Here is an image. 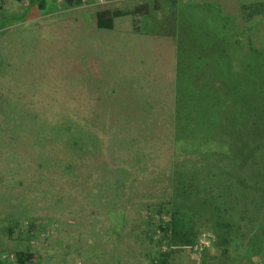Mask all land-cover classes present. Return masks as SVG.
Here are the masks:
<instances>
[{"label": "rangeland", "instance_id": "374dc122", "mask_svg": "<svg viewBox=\"0 0 264 264\" xmlns=\"http://www.w3.org/2000/svg\"><path fill=\"white\" fill-rule=\"evenodd\" d=\"M28 1L0 0V22L7 16L0 33V264H14L11 253L26 248L28 264H150L143 232L155 226L145 218L147 208L174 190L166 173L178 158L173 110L177 102L198 107L197 100H184L193 71L176 65L175 28L189 31L191 47L201 43L208 64L237 83L240 89L229 84L235 101L245 92L244 118L255 113L259 127L264 10L247 22L242 5L264 7V0H85L78 6L45 0L43 8ZM140 2L150 9L143 18L123 15L111 29L95 26L96 10L127 11ZM253 93L254 109L248 108ZM210 96L202 114L222 119ZM67 121L77 131L51 137L50 127ZM89 133L97 144L82 152L71 138ZM196 223L211 231L206 212ZM260 231L232 233L196 255L177 246L170 264H264V256L244 246L251 235L254 244L263 243Z\"/></svg>", "mask_w": 264, "mask_h": 264}, {"label": "trees", "instance_id": "16d2710c", "mask_svg": "<svg viewBox=\"0 0 264 264\" xmlns=\"http://www.w3.org/2000/svg\"><path fill=\"white\" fill-rule=\"evenodd\" d=\"M63 1L67 6H78L85 2V0ZM34 4L43 8L46 3L45 0H29L27 6ZM157 7L158 5L154 6V8ZM26 8L21 14L22 17L26 13ZM149 10L147 2H140L127 11L118 8L98 9L94 12L93 18L97 28L111 29L115 17L131 15L135 18L138 16L143 18L145 14L149 13ZM242 10L245 21L250 22L253 16L264 10V7L261 6V3L243 4ZM5 18L7 16L3 15L2 19ZM3 20L0 22V33L3 31L1 27L5 23ZM165 28L174 30L170 27L163 29ZM175 29V38H173L177 52H179L176 65L178 64L179 69L182 66H191L193 71L190 77L191 82L187 84L190 86V93H187L184 100L186 104L197 100L198 107H192L193 111H191L188 106L177 102L173 110L176 126L175 136L172 139V155L178 158L172 161L166 173L168 179L171 180L170 187L173 186L174 190L169 195L159 198L158 204L151 206L152 204L149 203L147 208L148 212L145 218L151 220L155 226L152 230L150 227L143 232L149 247L145 254L150 264H170L173 248L195 242L200 232L198 229L200 227L196 226V216L200 212L210 215L212 220L210 230L216 237L214 246H218L221 242L226 243L228 236L232 233L243 237L256 232V230H262L263 233L260 231L257 235H264V121H262L264 111L259 115L261 118L259 127L253 119L255 113L244 118L246 115V106L243 102L246 99L245 92L240 91L241 97L235 101L229 84L231 83L234 89H240L237 83L227 79L226 75L223 76L208 64L210 58L206 57L205 48L200 41L201 47L197 49L191 47L192 44H189L190 40L188 39L192 37L189 31H187L188 36L187 34L183 35V31L178 30V27ZM181 39L184 41L181 42ZM201 63L204 64L203 69L197 66ZM210 68L213 69L211 72H209ZM206 72L207 75L203 74ZM185 73L184 76L187 75ZM206 78H209L208 85L204 84ZM221 81H224L225 87L222 86ZM206 94L211 95L212 105L217 108L218 115L225 117L217 119L219 116L210 118L202 114L206 110L201 105ZM252 95L254 98V93ZM220 97L224 98L220 101ZM255 98L251 99L248 108L257 105V101L254 104ZM215 123H218L219 126L213 127L212 125ZM209 125L210 131L200 130ZM255 126L262 132L260 138L254 133ZM83 127L86 126H81V128ZM128 127L131 128V125ZM147 128L146 132L149 135L153 129L150 126ZM66 130L77 131L67 121L63 125H52L49 132L51 137L59 138L63 132H67ZM138 133L133 132L132 134L137 135ZM141 134L142 132L139 133V135ZM91 135L89 133L71 139L74 144H82L81 148L84 149L82 152H86L91 150V146L97 144V136L92 137ZM235 147L239 149V154L233 156L232 150ZM182 154L185 157L184 162L180 160L183 157ZM187 208L189 211L186 210ZM238 220L242 221L240 225ZM253 239L254 237L251 235L244 242V246L249 253L256 251L264 256V242L257 246L252 242ZM1 254L0 262L4 263ZM11 256L14 264H28L32 257L28 248L15 250ZM244 257H248V255ZM262 259L264 263V258Z\"/></svg>", "mask_w": 264, "mask_h": 264}, {"label": "built area", "instance_id": "2783aa9c", "mask_svg": "<svg viewBox=\"0 0 264 264\" xmlns=\"http://www.w3.org/2000/svg\"><path fill=\"white\" fill-rule=\"evenodd\" d=\"M215 242V236L211 231L201 230L197 235L195 242L184 245V248L190 255H196L202 252L207 247H210Z\"/></svg>", "mask_w": 264, "mask_h": 264}]
</instances>
